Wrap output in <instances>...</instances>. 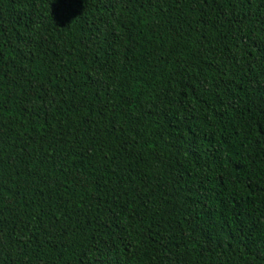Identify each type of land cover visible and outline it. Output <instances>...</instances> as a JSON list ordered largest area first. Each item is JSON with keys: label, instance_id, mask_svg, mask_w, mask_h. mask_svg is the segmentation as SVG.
<instances>
[{"label": "trees", "instance_id": "16d2710c", "mask_svg": "<svg viewBox=\"0 0 264 264\" xmlns=\"http://www.w3.org/2000/svg\"><path fill=\"white\" fill-rule=\"evenodd\" d=\"M0 264H264V0H0Z\"/></svg>", "mask_w": 264, "mask_h": 264}]
</instances>
